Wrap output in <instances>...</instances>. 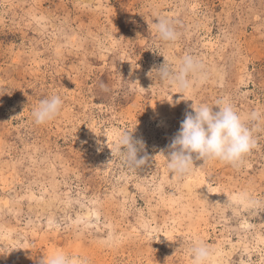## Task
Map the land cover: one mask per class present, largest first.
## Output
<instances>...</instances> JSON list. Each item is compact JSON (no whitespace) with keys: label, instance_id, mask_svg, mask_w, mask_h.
Instances as JSON below:
<instances>
[{"label":"rangeland","instance_id":"obj_1","mask_svg":"<svg viewBox=\"0 0 264 264\" xmlns=\"http://www.w3.org/2000/svg\"><path fill=\"white\" fill-rule=\"evenodd\" d=\"M185 55L207 79L183 94L155 71ZM52 94L59 115L36 124ZM222 98L256 146L239 168L194 159L174 177L185 114ZM124 132L144 143L140 169L116 148ZM249 198L264 202V0H0V264H194L195 240L210 264H264V203Z\"/></svg>","mask_w":264,"mask_h":264},{"label":"clouds","instance_id":"obj_2","mask_svg":"<svg viewBox=\"0 0 264 264\" xmlns=\"http://www.w3.org/2000/svg\"><path fill=\"white\" fill-rule=\"evenodd\" d=\"M158 22L154 28L160 40L175 42L179 39L174 21L164 15L157 16ZM157 78L168 86L179 89L178 93L191 91L199 81L207 79V72L199 58L185 55L178 65L165 57V62L155 71ZM151 74V73H150ZM102 88L106 87L104 85ZM63 105L59 94H52L41 100L33 109L34 122L44 125L54 120ZM194 112H187L181 127L169 145L167 167L174 177H183L193 171L194 159L202 160L204 164L220 161L239 168L247 154L256 146L253 130L248 126L249 118L241 116L234 105L226 98L218 99L214 105H192ZM218 108V110H214ZM253 112L250 119L258 118ZM116 148L124 163L130 169H140L147 162L148 157H139L138 153L144 148L142 140L133 139L129 132H124L117 140ZM230 205V201L228 202ZM261 202L249 198V204L259 206ZM194 264H210L214 249L200 240L191 245ZM44 264H88L86 258L79 260L69 255L57 252L51 257H45Z\"/></svg>","mask_w":264,"mask_h":264}]
</instances>
